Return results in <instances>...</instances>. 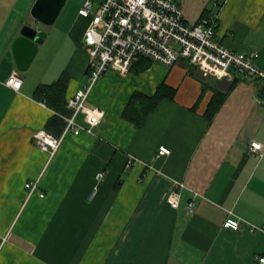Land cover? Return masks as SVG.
Returning <instances> with one entry per match:
<instances>
[{"label":"crops","instance_id":"0c3cea01","mask_svg":"<svg viewBox=\"0 0 264 264\" xmlns=\"http://www.w3.org/2000/svg\"><path fill=\"white\" fill-rule=\"evenodd\" d=\"M84 1L64 0L46 25L32 16L37 0H0V264H260L264 81L140 58L93 87L89 106L103 112L93 134L67 135L52 158L38 148L35 132L59 137L64 126L50 125L57 113L34 98L35 89L66 73L67 101L87 84ZM90 1L93 10L101 2ZM56 3L46 1V20ZM181 9L191 25L215 19L216 40L235 52L257 51L264 70V0H181ZM26 25L46 36L19 72L13 43ZM14 73L22 78L18 91L5 85ZM161 84L174 97L141 126L123 117L135 93L152 96ZM217 91L227 95L209 120ZM76 120L86 125L83 114ZM251 142L262 145L260 155L248 154ZM161 146L170 154L158 156ZM31 182L34 192L25 186ZM177 182L184 188L175 209L166 198ZM228 218L239 221L237 230L223 227Z\"/></svg>","mask_w":264,"mask_h":264},{"label":"built area","instance_id":"2783aa9c","mask_svg":"<svg viewBox=\"0 0 264 264\" xmlns=\"http://www.w3.org/2000/svg\"><path fill=\"white\" fill-rule=\"evenodd\" d=\"M80 13L90 17L82 39L89 57L87 84L67 100L69 114L62 117L64 128L59 137L42 130L34 133L38 148L50 158L67 135L93 134V129L100 124L102 110L89 106V96L97 81L110 70L127 73L132 63L140 58L167 68L187 61L204 75L217 79L237 75L264 81V70L256 63L257 51L235 52L220 44L215 38V19L205 20L201 25L189 24L183 16L181 0H101L95 10L92 2L86 0ZM21 84L22 78L18 73L12 74L5 82L14 91H18ZM78 114L84 115L86 125L77 122ZM262 150L261 144L251 142L248 154L260 155ZM169 154L168 148L159 147L158 156ZM25 186L34 192L38 183L31 182ZM183 188V184L175 183L166 198L171 207H178ZM194 207L190 202L187 210L192 212ZM223 227L237 230L239 221L228 218ZM262 229L250 227V231ZM258 261L264 264V257Z\"/></svg>","mask_w":264,"mask_h":264},{"label":"trees","instance_id":"16d2710c","mask_svg":"<svg viewBox=\"0 0 264 264\" xmlns=\"http://www.w3.org/2000/svg\"><path fill=\"white\" fill-rule=\"evenodd\" d=\"M149 61V60H148ZM150 62V61H149ZM148 63H144L141 69H145ZM237 82L233 80L232 85ZM68 86V76L62 73L58 79L51 84H41L34 91V98L42 100L46 105L57 113V117L50 120L51 126H57L59 130L64 126L63 116L68 115L66 109V90ZM260 91L264 94V82L258 85ZM174 89L161 84L157 87L156 92L152 96H145L135 93L126 108L123 111V117L136 126H141L146 116L151 113L158 103L163 99H172L174 97ZM227 93L215 92L206 109V117L210 120L222 105Z\"/></svg>","mask_w":264,"mask_h":264},{"label":"water","instance_id":"95a60500","mask_svg":"<svg viewBox=\"0 0 264 264\" xmlns=\"http://www.w3.org/2000/svg\"><path fill=\"white\" fill-rule=\"evenodd\" d=\"M46 1L47 0H37L32 10V16L38 23L47 25L57 16L64 0H57L51 12L50 20L45 19L47 13L46 10H44V5ZM45 36V32L37 27L26 25L21 29L20 36L17 37L13 43L16 68L19 72H24L29 68Z\"/></svg>","mask_w":264,"mask_h":264}]
</instances>
